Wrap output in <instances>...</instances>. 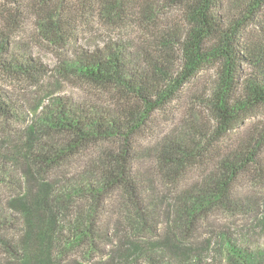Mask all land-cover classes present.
Here are the masks:
<instances>
[{
  "label": "rangeland",
  "instance_id": "rangeland-1",
  "mask_svg": "<svg viewBox=\"0 0 264 264\" xmlns=\"http://www.w3.org/2000/svg\"><path fill=\"white\" fill-rule=\"evenodd\" d=\"M247 1L219 0L216 11L228 18L238 14ZM183 5L174 0H0V45H6L0 48V61L24 63L32 59L47 70L45 75L30 78L8 74L0 67V99L10 105L8 109H0V264H23L20 256L25 242L28 247L43 246L40 257L47 260L46 264H134L139 258V254L132 255L134 247L130 245L136 236L127 235L125 239L126 234L121 233L117 238L113 233L116 227L135 225L134 220H129L132 211L123 214L124 208H134L133 203L128 204L126 192L120 187L108 189L102 194L100 205L88 215L90 192L76 190V185L90 175L93 179L105 152L118 149L117 140L88 141L78 154L49 170L48 167L40 170L28 162L34 151L41 152L43 146L64 137L51 122L55 106L61 101L73 107L95 106L100 111L118 114V104L113 99L121 91L113 85H91L75 73L71 64L76 52L106 44L121 45L130 62L133 60L144 69H148L149 59L163 57L161 68L175 77L181 67L177 41L192 24ZM240 45L264 46V4L243 30ZM241 67L243 77L256 70L249 63ZM216 73V64L201 69L169 103L149 116L134 137L130 169L140 204L154 214L156 234L150 230V238H144L149 240L146 244L155 247L156 264H163L162 260L168 256L177 264H264V175L261 180L241 176L233 186L239 196L234 202L241 207L211 213L205 221L201 220L196 236L194 233L191 239L174 241L167 228L165 206L171 200L168 194L171 190L161 181L159 157L174 142L195 148L208 144L207 136L214 124L209 97ZM238 93H244L243 82ZM256 137L263 142L264 157V107L253 109L210 145L223 156L243 151L247 142L251 146ZM218 167L219 159H211L203 168L205 173L200 169L199 174L209 175L217 172ZM65 181L72 183L68 188L71 196L67 193L63 200L68 209L65 216L59 217L55 236L51 239L39 235L38 240L35 237L26 240L30 228L19 200L37 198L46 189L45 184L63 185ZM155 204L159 205L158 213L152 208ZM78 216L95 224V248L90 250L89 239L82 244L74 243L63 253L65 243L60 236L71 234L73 228L69 227L75 226ZM217 228L215 238L212 231ZM140 262L148 264L142 258Z\"/></svg>",
  "mask_w": 264,
  "mask_h": 264
},
{
  "label": "trees",
  "instance_id": "trees-1",
  "mask_svg": "<svg viewBox=\"0 0 264 264\" xmlns=\"http://www.w3.org/2000/svg\"><path fill=\"white\" fill-rule=\"evenodd\" d=\"M174 1L184 4L183 7L192 23L182 39L177 41L181 67L175 77L167 75L161 68L163 57L157 59L158 61L149 59L150 66L144 69L133 60L130 62L129 56L120 48L121 45L106 44L91 51L76 52L77 56L71 64L75 73H79L91 85H113V88L121 91L119 96L114 95L117 98L113 99L118 104V114L100 111L95 106L73 107L65 100H60L55 106V117L51 122L58 132L64 133V137L59 139L60 141L43 146L41 152L34 151L28 162V165L37 166L40 170L42 167H48L49 170L61 161L78 154L88 141L117 140L118 149L105 152L103 160L96 165L97 171L93 179L90 175L82 184L76 185V190L81 188L90 192L91 201L89 209L86 210L88 215L91 209L100 205L101 196L108 189L120 187L126 192L128 204L133 203L134 210L124 208L123 214L132 211L133 217L129 220H134L135 225L116 227L113 233L117 238L121 233L126 234L125 239L128 238L127 235L137 237L130 243L134 247L132 255L139 254L140 258L134 260V264H142L141 258L148 264L158 262L155 260V247L146 244L149 240L144 238H150L148 231L153 230L155 225L152 222L154 214L140 204L138 188L130 169L134 137L149 116L169 103L181 87L204 67L217 65L216 80L209 97L214 124L207 136L208 144L195 148L190 147V144H182L181 141L174 142L168 147V152L161 153L159 157L161 181L171 190L168 192L171 200L165 206L168 214L167 228L171 238L174 241L177 239L178 242L191 239L194 233L196 236L201 220L205 221L211 213L240 208L239 202H234L236 197H239L233 190L235 182L243 175H249L255 180H261L264 175L261 138L253 139L251 146V142H247L243 151L229 152L223 156L219 149L210 145L224 137L243 118L248 117L253 109L264 107V46L240 45L243 30L249 22L254 21V16L259 12L264 0H248L239 9L238 14L228 18L217 13L219 0ZM5 46L0 45V48ZM0 62V67L8 74H23L31 78L47 73L45 65L32 59L24 63H18L17 60ZM243 63L252 64L256 69L254 74L243 77L240 73ZM241 81L244 88L242 95L238 93ZM130 102L132 106H129ZM9 106L0 99V109H8ZM214 158L219 159L218 171L200 175L199 170L205 168ZM194 169L196 171H193ZM65 183H47L44 185L46 189L39 193L37 198L19 200V204H23L26 225L30 228V233L26 231V240L32 237L38 240L44 235L52 239L55 236L59 228V217L65 216L68 209L63 200L67 193L70 195L68 188L72 183ZM158 206L152 205L155 213L159 211ZM75 223V226L69 227L74 230L71 234L60 236L63 238L61 242L65 243L63 253L74 243L82 244L89 239L91 241L87 242L90 250L95 248V224L79 216ZM218 230L219 228L212 231V235L216 233L215 238L218 236ZM139 237L144 239L140 240ZM39 247L43 246L28 247V243H24L20 256L23 264H46L47 260L45 262L40 257L44 248ZM8 248L11 249L12 246ZM33 261L35 262L32 263ZM161 263L177 264L171 256L163 259Z\"/></svg>",
  "mask_w": 264,
  "mask_h": 264
}]
</instances>
